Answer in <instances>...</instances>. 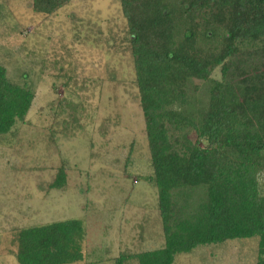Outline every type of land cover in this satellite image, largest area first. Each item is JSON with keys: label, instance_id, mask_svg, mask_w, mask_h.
I'll return each mask as SVG.
<instances>
[{"label": "trees", "instance_id": "trees-1", "mask_svg": "<svg viewBox=\"0 0 264 264\" xmlns=\"http://www.w3.org/2000/svg\"><path fill=\"white\" fill-rule=\"evenodd\" d=\"M70 1L32 7L50 15ZM120 1L153 168L143 178L157 188L165 245L116 264H174L200 245L255 236L264 264V0ZM35 97L0 64V135L26 121ZM68 183L64 163L49 187ZM85 235L79 218L21 228L18 263L82 264Z\"/></svg>", "mask_w": 264, "mask_h": 264}, {"label": "rangeland", "instance_id": "rangeland-1", "mask_svg": "<svg viewBox=\"0 0 264 264\" xmlns=\"http://www.w3.org/2000/svg\"><path fill=\"white\" fill-rule=\"evenodd\" d=\"M32 1L0 0V64L36 92L26 121L0 135V264H19L21 228L70 218L85 223L82 264L163 247L157 188L143 178L153 168L121 1L71 0L50 15ZM64 163L68 186L51 189ZM258 250V236L238 238L174 264H256Z\"/></svg>", "mask_w": 264, "mask_h": 264}]
</instances>
